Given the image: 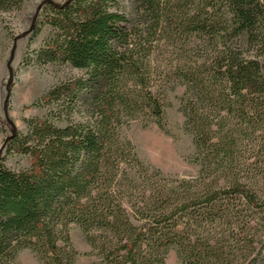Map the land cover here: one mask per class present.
<instances>
[{
  "label": "trees",
  "instance_id": "1",
  "mask_svg": "<svg viewBox=\"0 0 264 264\" xmlns=\"http://www.w3.org/2000/svg\"><path fill=\"white\" fill-rule=\"evenodd\" d=\"M45 29L35 62L79 74L2 145L0 264H76L72 225L103 264H264V0H48L29 35ZM168 83L186 87L193 177L150 168L122 134L163 126Z\"/></svg>",
  "mask_w": 264,
  "mask_h": 264
},
{
  "label": "rangeland",
  "instance_id": "2",
  "mask_svg": "<svg viewBox=\"0 0 264 264\" xmlns=\"http://www.w3.org/2000/svg\"><path fill=\"white\" fill-rule=\"evenodd\" d=\"M45 1L48 0H23L20 10L0 13V150L13 133L26 132L27 120L43 118L47 114L38 103L46 93L79 74L70 67L40 66L34 60L35 52L49 35L46 29L39 37L29 35L36 11ZM49 1L61 4L67 0ZM156 55L163 63L162 68L167 70L171 51L165 49ZM262 63L264 65V59ZM163 90L166 103L163 126L157 123L145 126L141 119L125 126L122 134L132 142L140 159L150 168L175 177L196 176L200 168L193 162L195 146L193 136L185 130L181 102L186 87H172L168 83ZM6 164L13 170H21L30 166V160L13 156ZM71 236L78 253L76 264H103L92 256L91 247L77 225L71 226ZM18 264L40 262L31 250H24L18 256ZM165 264H180L177 250L166 255Z\"/></svg>",
  "mask_w": 264,
  "mask_h": 264
}]
</instances>
